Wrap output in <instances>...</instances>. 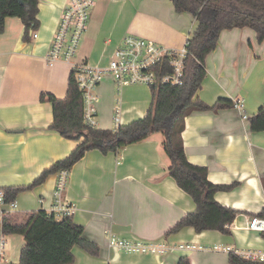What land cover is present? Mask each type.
<instances>
[{"label":"crops","instance_id":"0c3cea01","mask_svg":"<svg viewBox=\"0 0 264 264\" xmlns=\"http://www.w3.org/2000/svg\"><path fill=\"white\" fill-rule=\"evenodd\" d=\"M67 3L38 0L39 21L32 30L37 38L25 31L20 18H5L0 33V188L31 184L82 140L51 129L52 105L40 99L42 93L65 97L71 62L103 65L106 54L126 34L182 47L197 24L191 13L175 12L172 0H95L76 54L70 62L50 64L45 53ZM205 62L206 73L195 98L209 106L221 97L232 103L240 99L242 107L191 110L184 118L182 144L187 160L205 167L209 181L232 184L214 195L222 206L237 211L228 224L229 232H198L187 226L170 232L195 204L169 176L170 162L161 145L164 135L158 131L116 151L92 148L71 166L62 198L74 205L70 217L98 250L92 254L73 246V260L67 264H176L182 255L190 264H231L230 251L264 250L263 232L247 228L249 218L264 204V130L252 131L247 121L264 104V39L258 41L252 28L223 29ZM101 81L96 87L100 97L97 129L115 128L118 101L119 125L146 114L152 101L146 86L125 85L117 93L109 75ZM58 171L19 192L9 216L20 221L34 210L48 213L54 204ZM109 231L124 240H162L173 249L159 254L125 253L107 246ZM20 236L4 234L2 256L8 261L5 246L14 251L16 259L11 264L17 263L24 243Z\"/></svg>","mask_w":264,"mask_h":264},{"label":"trees","instance_id":"16d2710c","mask_svg":"<svg viewBox=\"0 0 264 264\" xmlns=\"http://www.w3.org/2000/svg\"><path fill=\"white\" fill-rule=\"evenodd\" d=\"M175 12H189L197 21L195 30L186 40L188 54L184 59L183 83L181 85H154L150 90L152 101L146 114L114 129L87 127L82 119V99L74 73L68 78L67 93L58 98L50 93H42L40 99L52 105L53 122L50 128L64 137L82 140L76 144L69 155L58 159L52 166L44 169L31 184L9 186L4 190V200H15L16 195L26 188L41 183L49 173L58 169H70L74 162L92 148L103 152L116 151L126 144L139 142L150 134L161 132V142L168 156L167 172L177 185L193 199L195 207L179 219L170 232L185 226L194 227L198 232L208 229L228 233L227 226L237 213L235 209L222 206L214 197L216 191L229 189L232 184H215L206 177V168L189 162L182 144L184 118L191 110L221 109L232 106L230 99L221 97L209 106L198 98L196 92L201 87L206 73L205 56L216 47L218 36L223 29L252 28L258 41L264 39V0H172ZM38 0H0V33L5 27V18L18 17L25 31H32L38 25ZM247 118L252 131L264 130V104ZM264 192V174L261 176ZM264 218V204L256 214ZM4 234L17 233L23 237L16 264H67L73 260V246H80L94 254L98 246L89 241L83 227L73 222L70 216L57 219L45 209L26 214L20 221L6 215L0 223ZM264 236V232L262 233ZM231 264H264L240 256L230 251ZM176 264H190L187 256L182 255Z\"/></svg>","mask_w":264,"mask_h":264},{"label":"built area","instance_id":"2783aa9c","mask_svg":"<svg viewBox=\"0 0 264 264\" xmlns=\"http://www.w3.org/2000/svg\"><path fill=\"white\" fill-rule=\"evenodd\" d=\"M94 3L95 0H68L59 16L53 33L54 36L45 53V61L50 64L55 63L57 60L71 61L78 50L83 32L87 27L90 9ZM31 34L33 38H37L36 32L32 31ZM113 48L110 53L106 54L103 65L84 62H71L70 64L83 101L81 114L83 123L89 128H96L97 125L96 105L100 101V97L96 87L106 75H109L114 81L117 93L125 85L141 84L151 90L154 85H181L184 80V59L188 54L186 42L182 47H167L154 40L126 34ZM119 103L118 101L114 107L113 121L116 124L115 128L119 126L120 121ZM233 107L241 109V100L234 101ZM243 118H246V116L243 115ZM68 174L69 169L66 168H61L58 171L57 183L52 195L54 204L48 211L49 214L71 216L74 211V205L62 198ZM15 207V200L6 202L4 200V190L0 188V223ZM225 226L228 227L229 225ZM247 228L256 232H264V218L260 216L250 217ZM107 246L125 253L148 252L159 254L171 252L173 249L167 248L162 240H124L116 237L110 231ZM3 247L4 233L0 230V264H9L3 259ZM180 247L183 246L180 245ZM239 255L257 261H264V250L242 251Z\"/></svg>","mask_w":264,"mask_h":264},{"label":"rangeland","instance_id":"374dc122","mask_svg":"<svg viewBox=\"0 0 264 264\" xmlns=\"http://www.w3.org/2000/svg\"><path fill=\"white\" fill-rule=\"evenodd\" d=\"M103 125V123L101 124V126ZM16 234V233H15ZM9 234H6V236H8ZM17 235H19L20 236V234H17ZM21 237V236H20ZM14 251H10V250H8L7 249V247L5 246V257L7 258V262L9 263V264H11L12 262H14V260L16 259V255L13 253Z\"/></svg>","mask_w":264,"mask_h":264}]
</instances>
